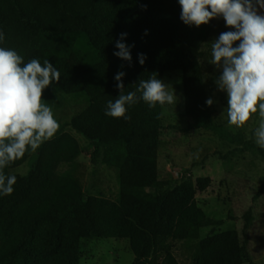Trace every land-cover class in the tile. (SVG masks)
<instances>
[{
  "label": "trees",
  "instance_id": "obj_1",
  "mask_svg": "<svg viewBox=\"0 0 264 264\" xmlns=\"http://www.w3.org/2000/svg\"><path fill=\"white\" fill-rule=\"evenodd\" d=\"M206 25H185L178 0H0V30L6 37L0 46L17 50L25 62L48 59L61 73L60 82L44 90L43 102L54 112L63 103L61 93L84 94L89 100L67 122L54 114L60 124L55 137L5 169L17 176V183L10 196H0V238L9 237L0 249V264H80L82 239L104 237L130 240L134 253L130 264L158 263L159 224L166 219L170 192L159 191L163 108L140 101L129 108L131 120L126 121L106 116V101L119 94L114 79L118 71L126 73L122 79L127 93L152 73L164 80L166 71L182 69L187 105L201 107L208 99L200 60ZM122 32L128 34L125 43H134L131 66L113 54ZM82 36L97 53L93 60L77 50ZM139 53L146 54L143 65ZM68 126L94 144V161L119 170L118 200L86 192L75 175L58 171L62 163L76 161L83 152ZM196 126L240 143L224 157L245 151L264 156V149L241 129L233 131L222 122L205 119ZM27 161V173L12 171ZM211 181L209 175L199 176L197 186L205 190ZM263 193L264 175L254 199ZM198 213L200 225H210L212 231L225 222L203 208ZM244 219L241 252L251 264H262L249 250L253 207L245 211Z\"/></svg>",
  "mask_w": 264,
  "mask_h": 264
},
{
  "label": "rangeland",
  "instance_id": "obj_2",
  "mask_svg": "<svg viewBox=\"0 0 264 264\" xmlns=\"http://www.w3.org/2000/svg\"><path fill=\"white\" fill-rule=\"evenodd\" d=\"M228 30L223 19H213L206 25V39L200 49L208 98L214 100L212 106L204 103L199 108H189L183 70L165 72L164 81L169 84L170 91L175 90L178 102L163 107L159 191L169 188L170 192L164 209L166 219L159 224L157 264H251L241 252L244 213L250 207H253L254 220L249 230V250L256 261L264 264V193L254 199L264 175V156L245 151L224 157L223 153L240 143L196 126L200 119L227 125L226 94L216 91L214 79L217 72L208 60L211 58V41ZM77 50L89 60L97 57L85 36L77 43ZM61 97L63 103L54 114L65 122L89 101L84 94L61 93ZM257 124L258 118L254 114L241 130L249 138ZM68 129L80 139L83 152L76 161L62 163L58 171L75 175L86 192L104 193L118 200L119 170L99 160L94 161V144L72 126ZM12 171L27 173L29 162L12 168ZM205 175L211 176L212 181L205 190H200L197 178ZM199 208L205 209L208 215L224 218L225 222L215 231L210 225H200ZM2 237L5 239L0 238V249L9 238L7 234ZM133 259L128 238L82 239L80 264H130Z\"/></svg>",
  "mask_w": 264,
  "mask_h": 264
},
{
  "label": "clouds",
  "instance_id": "obj_3",
  "mask_svg": "<svg viewBox=\"0 0 264 264\" xmlns=\"http://www.w3.org/2000/svg\"><path fill=\"white\" fill-rule=\"evenodd\" d=\"M180 20L188 26L200 27L213 19H223L228 31L221 32L211 41V58L217 75L216 91L226 94L227 126L235 131L242 129L254 118L253 142L264 149V0H178ZM147 34V30H145ZM113 54L128 61L131 66V48L124 42L128 35L119 34ZM5 33L0 30V45L5 44ZM143 65L146 54H138ZM124 71L114 79L119 94L107 100L105 115L131 120L129 108L143 101L150 108L157 104L176 105L178 96L169 90V84L152 73L140 79L135 91L125 93ZM61 80V73L48 59L38 58L25 62L13 48L0 46V196L14 192L17 176L5 169L24 157L26 152H36L59 131L53 109L43 102V92ZM139 93V95H137ZM206 105L212 106L209 97ZM234 126V127H233Z\"/></svg>",
  "mask_w": 264,
  "mask_h": 264
}]
</instances>
